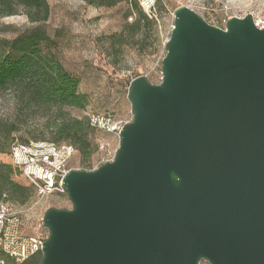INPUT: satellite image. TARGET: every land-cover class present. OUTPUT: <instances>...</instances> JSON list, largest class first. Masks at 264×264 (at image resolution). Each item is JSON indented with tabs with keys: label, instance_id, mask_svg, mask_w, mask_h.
Masks as SVG:
<instances>
[{
	"label": "water",
	"instance_id": "obj_1",
	"mask_svg": "<svg viewBox=\"0 0 264 264\" xmlns=\"http://www.w3.org/2000/svg\"><path fill=\"white\" fill-rule=\"evenodd\" d=\"M165 49L113 159L63 176L37 264H264V25L178 6Z\"/></svg>",
	"mask_w": 264,
	"mask_h": 264
},
{
	"label": "rangeland",
	"instance_id": "obj_2",
	"mask_svg": "<svg viewBox=\"0 0 264 264\" xmlns=\"http://www.w3.org/2000/svg\"><path fill=\"white\" fill-rule=\"evenodd\" d=\"M49 16L42 23H31L19 11L0 18V37L12 39L16 35L39 26L53 39L51 50L65 67L78 79V91L85 96L84 108H63L76 118H88L92 114L110 116L122 124L133 118L127 99L129 82L145 76L152 84L161 80V61L166 53L165 43L173 25V11L178 6H187L200 15L208 24L224 28L231 17L251 14L253 20L264 21V0H161L157 17L152 24L138 29L126 28L135 17L128 14L125 2L114 6H93L84 0H47ZM156 16V15H155ZM46 49V47L44 48ZM15 104L9 90L0 91V116L14 118ZM53 115L31 109L18 114V130L14 133L18 143L27 141H52L47 122ZM95 152L83 160L75 151L68 167L93 170L113 159L118 147V134L94 129ZM102 144L103 149L98 145ZM0 161L9 163L8 154H0ZM14 180L27 185L16 171ZM11 212L18 214L21 231L27 236H47L42 225V216L48 207L70 208L67 194L53 193L38 200L35 194L26 204L11 201ZM1 254V253H0ZM8 264H12L8 260ZM26 264H33L32 261ZM199 264H209L201 260Z\"/></svg>",
	"mask_w": 264,
	"mask_h": 264
},
{
	"label": "trees",
	"instance_id": "obj_3",
	"mask_svg": "<svg viewBox=\"0 0 264 264\" xmlns=\"http://www.w3.org/2000/svg\"><path fill=\"white\" fill-rule=\"evenodd\" d=\"M84 1L89 5L105 7L125 2L130 7L127 15H135L130 23L125 24L126 28L138 29L156 20L142 10L137 0ZM160 3L161 0H157L155 4L156 17ZM19 11L29 22L42 23L49 16V5L47 0H0V18ZM53 43V39L39 26L12 39L0 37V91L9 90L15 104L13 119L0 116V154H9L13 144L18 142L14 137L18 130V114L31 109L53 113L47 122L52 136L50 142L73 146L83 160L89 159L96 150L93 133L94 129L100 128L92 126L89 117H72L63 109L84 108L85 96L78 91V79L47 48ZM16 171L11 164L0 161V201L23 205L33 197L34 190L28 183L27 186L14 180ZM2 255H6L0 254V258L4 259ZM40 258L38 252L20 264L30 261L37 264Z\"/></svg>",
	"mask_w": 264,
	"mask_h": 264
},
{
	"label": "built area",
	"instance_id": "obj_4",
	"mask_svg": "<svg viewBox=\"0 0 264 264\" xmlns=\"http://www.w3.org/2000/svg\"><path fill=\"white\" fill-rule=\"evenodd\" d=\"M137 1L149 17H156L154 8L157 0ZM254 23L258 28L264 25L263 20H254ZM89 122L94 127L115 134H118L123 126L120 121L110 116L98 114L90 115ZM98 148L103 149L104 146L99 144ZM74 152L73 146L69 144L29 141L27 144L14 143L8 156L10 164L32 186L37 199L42 200L55 192L64 193L61 180L71 169L68 162ZM44 238L45 236L23 235L18 214L11 212L8 204L0 201V253L11 258L14 264H20L40 252ZM0 264H5V260L0 258Z\"/></svg>",
	"mask_w": 264,
	"mask_h": 264
},
{
	"label": "crops",
	"instance_id": "obj_5",
	"mask_svg": "<svg viewBox=\"0 0 264 264\" xmlns=\"http://www.w3.org/2000/svg\"><path fill=\"white\" fill-rule=\"evenodd\" d=\"M2 257L4 258V260H5V264H8L7 262H8V260H11L12 261V259L11 258H9V257H6V256H4V255H2ZM12 264H14L13 263V261H12Z\"/></svg>",
	"mask_w": 264,
	"mask_h": 264
}]
</instances>
